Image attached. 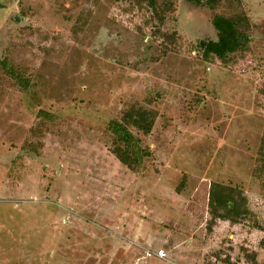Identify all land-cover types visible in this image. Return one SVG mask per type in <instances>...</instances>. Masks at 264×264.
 I'll use <instances>...</instances> for the list:
<instances>
[{"label":"rangeland","instance_id":"obj_1","mask_svg":"<svg viewBox=\"0 0 264 264\" xmlns=\"http://www.w3.org/2000/svg\"><path fill=\"white\" fill-rule=\"evenodd\" d=\"M242 2L249 48L211 61L208 7L0 0V60L31 80L0 69V264H264V0ZM133 105L156 112L137 171L107 130ZM212 181L253 214L209 226Z\"/></svg>","mask_w":264,"mask_h":264},{"label":"trees","instance_id":"obj_2","mask_svg":"<svg viewBox=\"0 0 264 264\" xmlns=\"http://www.w3.org/2000/svg\"><path fill=\"white\" fill-rule=\"evenodd\" d=\"M140 8L152 12L153 19L159 24L176 9L177 0H130ZM200 7L214 10L213 25L217 31L216 40H200L198 43L201 57L205 60L215 58L226 61L238 52L246 51L250 46L251 20L243 8L242 0H183ZM158 26L154 33L159 30ZM153 33V34H154ZM165 44L174 43V34L166 37ZM11 61L8 56L0 60L2 74L8 76L17 89L26 91L30 86V77L24 70ZM156 119L155 110L133 105L119 118L108 122L107 130L112 137V151L117 159L132 171H137L142 159L149 154L142 146V140L132 129L150 134ZM208 209L211 215L209 226L216 220H226L232 224L249 218L253 213L248 197L238 186L212 181L209 187Z\"/></svg>","mask_w":264,"mask_h":264}]
</instances>
